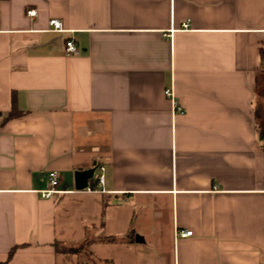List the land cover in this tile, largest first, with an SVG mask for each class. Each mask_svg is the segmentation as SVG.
Instances as JSON below:
<instances>
[{"label":"crops","instance_id":"crops-1","mask_svg":"<svg viewBox=\"0 0 264 264\" xmlns=\"http://www.w3.org/2000/svg\"><path fill=\"white\" fill-rule=\"evenodd\" d=\"M258 82L264 0H0V264H264Z\"/></svg>","mask_w":264,"mask_h":264},{"label":"built area","instance_id":"built-area-1","mask_svg":"<svg viewBox=\"0 0 264 264\" xmlns=\"http://www.w3.org/2000/svg\"><path fill=\"white\" fill-rule=\"evenodd\" d=\"M27 15L33 16L36 14L35 10H31L28 9L26 11ZM49 25L51 26L52 30L54 31H62V24L58 19H50L49 20ZM189 26V22L188 21H184L181 23V27L183 28H187ZM64 52L67 55H72V54H77L78 53V46L74 43L73 40L69 39L65 42L64 45ZM164 94L167 98L170 99L171 102V109L173 113H181L183 112L182 107L180 106V104L176 101V99L174 98L173 92L171 88H166L164 90ZM100 172L96 175V182H95V187L91 188L89 186H87L86 188H84L81 191H99L102 189V184H103V180H104V175H103V166L99 167ZM47 187L43 190H41L40 195L43 198H51L53 197L55 194L62 192L61 190L58 189V184L60 181V174L57 170H49L47 172ZM192 234L191 230H178L177 231V235L180 237H186Z\"/></svg>","mask_w":264,"mask_h":264},{"label":"trees","instance_id":"trees-1","mask_svg":"<svg viewBox=\"0 0 264 264\" xmlns=\"http://www.w3.org/2000/svg\"><path fill=\"white\" fill-rule=\"evenodd\" d=\"M19 114V111L15 109V107L8 113V115H6L5 118H10V117H14L16 115ZM1 115V112H0ZM254 122H255V128L256 131L261 134L262 136H264V85H259V82L256 85V99L254 102ZM89 186L91 188L95 187V180H91ZM103 239H107V238H103ZM108 239H112L111 237ZM88 241H86L87 243ZM25 244H20V245H15L12 246L10 248V250L8 251L7 254V259H9L12 254L14 253V251L21 246H24ZM55 248L56 249H62L65 250V248H61L58 246L57 243L54 242ZM82 246L77 247V249H81ZM70 251H73L75 249H68ZM1 263V262H0Z\"/></svg>","mask_w":264,"mask_h":264},{"label":"water","instance_id":"water-1","mask_svg":"<svg viewBox=\"0 0 264 264\" xmlns=\"http://www.w3.org/2000/svg\"><path fill=\"white\" fill-rule=\"evenodd\" d=\"M95 168H87L83 170L74 171V188L81 191L88 186V181L92 178ZM136 239L138 237L136 236Z\"/></svg>","mask_w":264,"mask_h":264},{"label":"rangeland","instance_id":"rangeland-1","mask_svg":"<svg viewBox=\"0 0 264 264\" xmlns=\"http://www.w3.org/2000/svg\"><path fill=\"white\" fill-rule=\"evenodd\" d=\"M64 183H68V180L67 181H65ZM69 244L72 246L73 245V242H69ZM69 244H67V245H69ZM75 244V243H74ZM78 245V244H77ZM58 246L59 247H61V248H66L67 249V247H70V246H67V247H65V245L64 244H62V243H60V242H58ZM75 263V262H74Z\"/></svg>","mask_w":264,"mask_h":264}]
</instances>
